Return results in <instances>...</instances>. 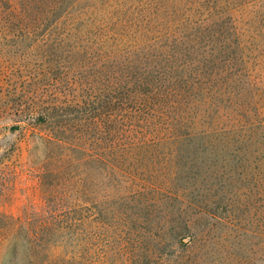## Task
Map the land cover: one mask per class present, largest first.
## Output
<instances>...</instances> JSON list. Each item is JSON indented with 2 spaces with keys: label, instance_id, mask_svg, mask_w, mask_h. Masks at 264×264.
<instances>
[{
  "label": "rangeland",
  "instance_id": "1",
  "mask_svg": "<svg viewBox=\"0 0 264 264\" xmlns=\"http://www.w3.org/2000/svg\"><path fill=\"white\" fill-rule=\"evenodd\" d=\"M27 3L0 5V264H264V0ZM125 77L171 94L126 117Z\"/></svg>",
  "mask_w": 264,
  "mask_h": 264
},
{
  "label": "trees",
  "instance_id": "2",
  "mask_svg": "<svg viewBox=\"0 0 264 264\" xmlns=\"http://www.w3.org/2000/svg\"><path fill=\"white\" fill-rule=\"evenodd\" d=\"M11 3V8L12 9H18L17 4L19 0H8ZM81 1V0H78ZM77 2V0H28V8L30 9L31 13H33L35 10H37L39 13H45L47 16H49L50 13H55L57 15V19L58 18H63L69 15L70 10L73 8V6L75 5V3ZM0 5H1V0H0ZM57 21V20H56ZM99 46H106L107 41L102 39L99 43H97ZM126 80L124 81V86H126V91H130L131 93H128V95H131L128 99L129 103L127 105L123 106L124 111L126 112V114L124 116L129 117L128 116V111L135 109V107H138V109H141L140 105L141 104H148V103H152L153 99H156L157 101H163L164 99H167L168 95L171 94L169 92V90L167 89V85H169L168 87H171L170 84L163 86V83H157L155 81H147L145 78L143 79H136L135 81H133V84L136 86L135 90L129 89V86L131 83L130 80H128L127 77H125ZM184 90L178 89L176 91V95L175 96H182V92ZM140 104V105H137ZM194 105H196V103L194 102ZM46 116L47 117H51V113L50 112H46ZM197 123L196 121L194 122V124ZM127 125V124H126ZM134 128V125L132 123L128 124V129H130V131H133L131 129ZM154 129V128H152ZM206 132V130H205ZM202 132H197L194 130H188L185 131L181 134H176L174 135V137L176 139L178 138H183V137H187L188 136H192L195 134H201ZM158 139H161V137H159ZM157 136H153L152 138H150L151 141H155L158 140ZM159 141V140H158ZM147 143L148 141H144V143ZM183 194V193H182ZM171 197L173 198H177V199H181L183 200V195H181L180 193H172ZM193 205L196 207H200V205L193 201ZM178 229V230H177ZM171 231L173 234V237L176 239H181V242L183 241L184 238L187 237L188 233L191 231L190 225L185 223V220L183 219L180 223H179V228L175 227V226H171ZM173 231H175V233H173ZM176 243H180V242H171L168 245L172 248V254L174 257H168L167 259H164V256L162 255H158L157 257H150V256H143L141 259H137L135 262H137L138 264H184V261L182 259V257L179 254H176L178 247L176 245Z\"/></svg>",
  "mask_w": 264,
  "mask_h": 264
}]
</instances>
